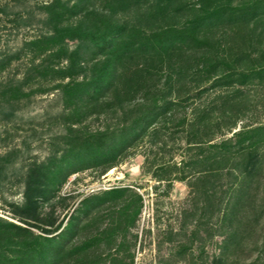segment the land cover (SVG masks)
<instances>
[{
    "label": "trees",
    "instance_id": "1",
    "mask_svg": "<svg viewBox=\"0 0 264 264\" xmlns=\"http://www.w3.org/2000/svg\"><path fill=\"white\" fill-rule=\"evenodd\" d=\"M257 1L228 3L237 2L238 11L252 9L250 17L261 21L264 30V5L258 8ZM132 5L123 0L75 4L54 0L44 6L48 32L32 44L37 47L36 57L47 55L39 66L41 77L55 79L54 90L63 94L61 117L67 132L59 138V150L40 166L42 181L36 199L41 202L57 199L60 187L75 175L90 170L104 175L114 169L153 129L186 124L190 105L185 103L194 99L185 96L187 76L212 71L225 75L227 48L211 28L196 24L147 33L130 19ZM8 59L0 60V68ZM262 75L264 66L249 77ZM178 79L181 85L175 89L173 82ZM16 88L8 85L3 93ZM95 116L104 117L103 128L81 127L83 118ZM201 123L192 129L191 138L200 140L198 148L205 154L202 163L207 165V159L212 163L201 172L204 186L220 170L227 169L231 175L233 153L240 156L235 168L245 180L240 191H234L241 197L239 207L234 206L232 189L224 190L218 209L221 215L211 233V238L214 232L221 237L220 254L210 261L203 241L200 264H264V198L251 209L242 203L254 195L251 182L264 173V125L242 131L234 146L230 139L215 144V139L206 141L213 132L209 127L202 131ZM204 190L207 222L201 229L205 231L213 207L209 190ZM142 204L143 197L132 188H117L85 198L68 227L59 225L35 234L0 223V264H134L121 254Z\"/></svg>",
    "mask_w": 264,
    "mask_h": 264
},
{
    "label": "rangeland",
    "instance_id": "2",
    "mask_svg": "<svg viewBox=\"0 0 264 264\" xmlns=\"http://www.w3.org/2000/svg\"><path fill=\"white\" fill-rule=\"evenodd\" d=\"M53 1L0 0L5 10L0 11V60L10 57L0 68V223L43 234L59 225L68 227L88 196L132 188L143 197V204L121 256L130 257L134 264H200L204 241L212 261L220 254L221 237L214 232L211 238V233L221 215L224 190L231 188L235 194L245 179L235 168L240 156L233 153L231 175L227 169L220 170L204 186L201 172L212 163L208 159L207 165L202 163L205 154L191 131L202 122V131L209 127L213 132L206 141L230 139L235 146L242 131L264 125V75L249 77L264 66L261 21L250 17L252 9L238 11L237 2L230 6L228 0H123L132 2L130 19L147 33L196 24L211 28L227 48L225 75L212 71L187 76L185 96L194 99L185 103L190 105L186 124L153 129L114 169L104 175L93 170L75 175L60 187L57 199L41 202L36 199L42 181L40 166L59 150V138L67 132L61 117L63 94L54 90L55 79L41 77L39 66L47 55L36 57L37 47L32 44L48 32L44 6ZM255 5L263 6L264 0ZM8 85L18 88L4 94ZM180 85V79L173 82L175 89ZM103 121L104 117L83 118L81 127L101 129ZM260 153L263 156V149ZM251 185L254 195L250 193L242 202L249 209L262 203L264 173ZM206 188L212 196L213 216L204 231ZM233 198L239 207L241 197Z\"/></svg>",
    "mask_w": 264,
    "mask_h": 264
}]
</instances>
